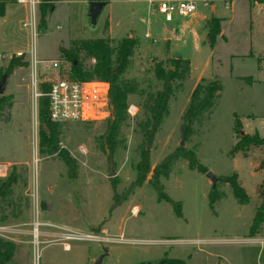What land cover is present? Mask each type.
Here are the masks:
<instances>
[{
  "label": "rangeland",
  "instance_id": "obj_1",
  "mask_svg": "<svg viewBox=\"0 0 264 264\" xmlns=\"http://www.w3.org/2000/svg\"><path fill=\"white\" fill-rule=\"evenodd\" d=\"M36 1L35 32L23 25L31 19L29 3H8L0 17V79L9 72L0 96L10 99L0 117V167L5 168L0 169V183L12 181L9 194L0 198V217L8 218L0 221L6 227L0 238L17 245L11 264L34 262V206H39L38 219L46 224L40 227L44 235L37 264H96L102 255L101 264H166L169 259L185 264H264V223L258 231L251 230L262 201L257 188L264 179V167L258 166L264 147H251L246 155L231 152L238 141L237 118L245 133L264 137V87L255 82L259 58L232 57L248 48L244 20L230 28L229 42L217 39L212 47L202 17L210 9L203 1L197 16L180 17L173 24L158 12L157 21L149 18L147 0H109L96 24L90 17L93 0H56L42 24L40 9L46 0ZM215 4L218 9L225 6L224 0ZM129 35L138 44L122 77L136 80L145 91L130 97L137 113L128 112L114 142L105 135L108 119L65 122L59 124L58 150H42L39 121L38 129L34 123L33 58L59 62L54 71L50 63L36 64L38 90L43 91L50 79L65 76L70 68L61 48L100 38L116 46ZM18 53L28 65L12 68ZM185 60H190L187 72ZM83 61L86 66L95 62L87 57ZM158 65L177 74L168 114L153 141L151 171L139 181L138 122L145 118L142 105L148 93L162 87ZM202 79H216L222 90L213 109L188 128L181 145L187 127L182 116ZM183 153L195 156L197 165L180 157ZM63 156L70 158L71 167ZM111 156L114 173L109 175ZM172 156L168 176L153 174L156 165ZM208 171L220 178L216 189ZM235 174L250 197L246 204L234 197L230 179ZM48 204L51 207L46 208ZM53 226L95 232L111 240H74L65 250L62 242L48 243L57 234Z\"/></svg>",
  "mask_w": 264,
  "mask_h": 264
},
{
  "label": "trees",
  "instance_id": "obj_2",
  "mask_svg": "<svg viewBox=\"0 0 264 264\" xmlns=\"http://www.w3.org/2000/svg\"><path fill=\"white\" fill-rule=\"evenodd\" d=\"M15 0H0V17L5 15L6 6L8 3ZM50 1V2H48ZM56 0H46L40 9L41 23L46 22L48 9L53 8V2ZM108 4L109 0H102ZM221 19L212 17L207 22V38L208 42L214 47L219 35L221 34L222 24ZM107 28L109 24L107 23ZM138 44L137 38L128 36L120 40L116 46L111 44L110 39L82 40L76 41L70 48H61L65 59L70 63V68L65 76L74 80H92L101 79L110 84V116L108 118V126L105 135L110 142H114L118 136L124 121L128 117V107L130 105V97L133 94H145V91L140 90L136 80H129L122 77L123 72L128 68L130 59L134 54L135 47ZM92 58L95 62L86 66L83 58ZM177 63H182L178 60ZM184 71L187 72L190 66V60H185ZM28 65L22 54L18 58L11 61V66L20 67ZM118 68V70H116ZM177 73L170 69H166L161 65L157 66L156 75L162 82V87L155 92L148 93L142 108L145 113V118L138 122V128L141 132L142 139L139 143L140 160L137 165L138 180L143 181L151 171L150 154L153 141L156 133L162 125L165 117L168 114L169 102L173 95V80ZM9 75V72H8ZM48 90V84L44 85V90ZM222 90V85L216 79H202L193 89L182 119L184 125L189 129L193 124L208 114L214 107L216 97ZM10 105L9 97L0 96V117L6 105ZM38 121H39V141L40 148L48 152H56L58 150V142L60 138V123L53 122L49 118V102L46 96L39 99L38 105ZM235 131L237 132L238 141L232 149V154L243 153L247 154L251 147H264V137L258 132L254 134L245 133L240 119L235 121ZM113 148V146H112ZM180 157L187 158L192 166L196 164L195 156H187L185 153L180 154ZM68 167H71L72 161L67 156H63ZM175 156L168 158L159 165L153 168V174L168 176L171 172L170 165ZM166 167V168H165ZM259 167H264V160L259 164ZM12 181H2L0 183V198L7 196L10 191ZM230 183L233 189L234 197L242 204L249 202V195L245 188L238 180L235 174ZM258 194L261 197V204L256 208V214L253 219L251 230L258 231L261 224L264 223V179L258 186ZM14 206H12L13 208ZM6 216L0 217V221H6ZM17 245L14 242L0 238V264H11L12 259L16 254ZM143 264V263H138ZM166 264H185L181 259H169Z\"/></svg>",
  "mask_w": 264,
  "mask_h": 264
},
{
  "label": "built area",
  "instance_id": "obj_3",
  "mask_svg": "<svg viewBox=\"0 0 264 264\" xmlns=\"http://www.w3.org/2000/svg\"><path fill=\"white\" fill-rule=\"evenodd\" d=\"M199 1L207 2V0H158L156 2V12H158L166 22L174 23L176 18L192 16L197 12ZM19 2L29 3L31 9L30 21L24 22V26L31 27L35 32L37 28L36 18V0H19ZM150 37V34H146ZM21 56V53H18ZM39 62L50 63L48 65L50 71L59 70V62L57 60L38 61L35 57L32 60V78H33V111L35 128L38 129V105L39 99L46 96L49 102V118L53 122H88L102 121L110 116V84L101 79L92 80H74L67 76L57 77L48 81V90H38V80L36 64ZM40 89V88H39ZM138 107L134 104L129 105L128 112L131 115L137 113ZM38 136V130L36 137ZM5 171V168H1ZM36 209V218L33 223L34 234V262L37 264L40 236L44 232L40 231L41 226L46 224L38 219L39 206ZM56 233L50 242H62L65 250L70 249V241L86 240V241H110L111 238L103 237L95 232H80L76 230H68L64 227L53 226ZM6 230V227L0 226V233Z\"/></svg>",
  "mask_w": 264,
  "mask_h": 264
},
{
  "label": "crops",
  "instance_id": "obj_4",
  "mask_svg": "<svg viewBox=\"0 0 264 264\" xmlns=\"http://www.w3.org/2000/svg\"><path fill=\"white\" fill-rule=\"evenodd\" d=\"M157 1L158 0H147V14L148 17L154 19V21H157V14L155 10ZM204 3H207L205 7L210 9L207 15L202 16L205 21L207 33V22L212 17L220 18L222 21V30L218 37V41H224L226 43L229 42L230 37L227 34L230 28L236 23L239 24L241 18L244 20L246 28L244 31L245 34L248 35V48L242 55L233 54L232 57H258L259 65L255 73V82L259 86L264 87V0H224L225 6L221 9H218V6L215 4V0H207V2ZM195 16H197V12L192 15V17ZM179 21V18H176L174 23ZM235 77L238 79L246 78L243 75H236ZM249 78L253 81L251 76ZM247 116L250 118L253 115L248 114ZM241 123L244 128V123L242 121ZM253 239L256 241H262L258 238Z\"/></svg>",
  "mask_w": 264,
  "mask_h": 264
},
{
  "label": "water",
  "instance_id": "obj_5",
  "mask_svg": "<svg viewBox=\"0 0 264 264\" xmlns=\"http://www.w3.org/2000/svg\"><path fill=\"white\" fill-rule=\"evenodd\" d=\"M105 5H106V2L102 1V0H93L90 3V17H91L92 24L97 23L98 16H99L100 12L102 11V9L104 8ZM7 80H8V73H5L1 76V79H0V94H3L5 89H6ZM187 130H188V127H186L184 132H183L181 145H184V143H185ZM113 165H114V161H113V157L111 156L110 157V166H109V175H112L114 173ZM207 177L212 181V188L216 189L217 182L220 178H218L216 176V174H214L212 171L207 172ZM49 207H51L50 204H48L46 206V208H49ZM104 256L105 255L100 256L99 259L97 260L96 264H101ZM146 264H153V263L147 262ZM157 264H163V263L160 262Z\"/></svg>",
  "mask_w": 264,
  "mask_h": 264
},
{
  "label": "bare ground",
  "instance_id": "obj_6",
  "mask_svg": "<svg viewBox=\"0 0 264 264\" xmlns=\"http://www.w3.org/2000/svg\"><path fill=\"white\" fill-rule=\"evenodd\" d=\"M1 169V168H0Z\"/></svg>",
  "mask_w": 264,
  "mask_h": 264
}]
</instances>
